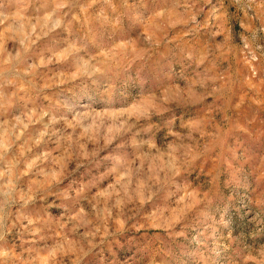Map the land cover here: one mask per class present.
I'll return each mask as SVG.
<instances>
[{"label": "rangeland", "instance_id": "374dc122", "mask_svg": "<svg viewBox=\"0 0 264 264\" xmlns=\"http://www.w3.org/2000/svg\"><path fill=\"white\" fill-rule=\"evenodd\" d=\"M0 264H264V0H0Z\"/></svg>", "mask_w": 264, "mask_h": 264}]
</instances>
